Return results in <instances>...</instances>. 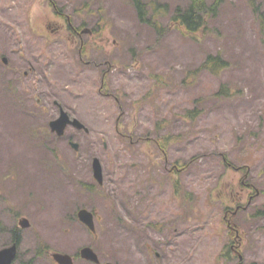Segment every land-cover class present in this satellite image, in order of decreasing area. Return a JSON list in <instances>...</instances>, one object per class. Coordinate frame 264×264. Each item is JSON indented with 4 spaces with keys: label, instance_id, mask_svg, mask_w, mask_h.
Returning a JSON list of instances; mask_svg holds the SVG:
<instances>
[{
    "label": "rangeland",
    "instance_id": "374dc122",
    "mask_svg": "<svg viewBox=\"0 0 264 264\" xmlns=\"http://www.w3.org/2000/svg\"><path fill=\"white\" fill-rule=\"evenodd\" d=\"M189 3L148 0L155 29L131 0H0V59L49 53L55 72L71 76L77 45L51 31L64 15L99 29L89 58L111 62L91 65L73 97L64 93L90 131L58 136L45 120L55 109L21 108L0 61V248L19 229L13 264H57L56 251L97 264L79 255L86 245L102 263L264 264V0H226L192 32L172 18ZM218 52L228 67L199 68ZM103 68L119 102L98 92ZM33 112L43 123L23 118ZM174 164L184 167L176 177ZM83 208L95 230L79 220Z\"/></svg>",
    "mask_w": 264,
    "mask_h": 264
},
{
    "label": "flooded vegetation",
    "instance_id": "af4514ba",
    "mask_svg": "<svg viewBox=\"0 0 264 264\" xmlns=\"http://www.w3.org/2000/svg\"><path fill=\"white\" fill-rule=\"evenodd\" d=\"M64 21L58 22L55 26H50L52 32H65L72 39V43L77 45V51L71 53V57H67V59L73 60L74 69L69 70L68 72H72L71 76L61 73L55 72L56 63L54 60L59 59L55 58L53 54L49 53H41L39 55L29 56L25 52H18L16 57H8L3 55L0 61H3V65L7 66L8 72L12 75L9 83H12V87L10 90L17 91L18 103L21 108L26 109L29 107V104L34 106L32 107H40V109H47L48 107H53L55 109V114L52 116H46L45 120L48 119V124L51 120L57 117L60 113L61 108L67 110L65 105L67 102V97L64 93L68 92L70 98L73 97V92L76 87L82 86V84L87 79L88 70L91 65H94L96 69H100L102 65H111L109 58L100 59V62L92 63L89 58L90 52L88 50L89 46L87 44L88 36H94L99 29H89L87 23L84 21L77 22L73 21L70 16H64ZM88 29L87 31H85ZM68 40L67 38L65 39ZM89 42V41H88ZM100 55V54H98ZM101 55L105 56L104 53ZM3 57H6L5 61ZM93 60V59H92ZM46 61H49L48 67L46 68ZM107 68H112L108 66ZM91 70V69H90ZM103 72L101 75V84L98 86V92L105 95L106 97H113L116 102H119V97L115 94H112L107 90V75L108 72L103 68ZM75 72V73H74ZM85 79V80H84ZM46 86L47 88H44ZM73 87V90L71 89ZM30 108V107H29ZM68 111V110H67ZM69 112V111H68ZM71 118L77 117L73 113H69ZM28 123H38L43 118L39 117L35 114V112L30 115H25L23 117ZM79 118V117H78ZM80 119V118H79ZM83 121V120H82ZM84 122V121H83ZM74 129L72 125L69 126ZM81 130V129H77ZM90 131V130H89ZM89 131H85L86 133ZM155 144L158 145L159 157H162V161H166L168 157V152L163 142H160L158 138L154 139ZM184 167H179V165L174 164L169 169L170 176L176 177V174L183 171ZM174 185L177 184L178 180L173 179ZM239 206V205H238ZM229 210L226 212V216ZM235 213V211L233 212ZM17 215L19 213L16 212ZM19 229L15 230L13 233V239H17L19 237ZM21 237V236H20ZM12 239V242H13ZM14 240V241H15ZM73 256V260L75 261L76 256ZM97 264H103L97 263Z\"/></svg>",
    "mask_w": 264,
    "mask_h": 264
},
{
    "label": "trees",
    "instance_id": "16d2710c",
    "mask_svg": "<svg viewBox=\"0 0 264 264\" xmlns=\"http://www.w3.org/2000/svg\"><path fill=\"white\" fill-rule=\"evenodd\" d=\"M226 0H190L186 6L178 5L172 18L177 20L189 32L203 29L207 26L209 19L214 16ZM137 11L139 20L143 23L151 24L155 29L159 28L157 22L153 21V13L149 11L148 0H131ZM228 67V62L221 53H209L205 61L200 65V69L207 68L213 72H218ZM223 92L228 93V89L222 88ZM20 240L17 238L16 241ZM19 242V241H18Z\"/></svg>",
    "mask_w": 264,
    "mask_h": 264
},
{
    "label": "water",
    "instance_id": "95a60500",
    "mask_svg": "<svg viewBox=\"0 0 264 264\" xmlns=\"http://www.w3.org/2000/svg\"><path fill=\"white\" fill-rule=\"evenodd\" d=\"M4 60L6 61L7 58L4 57ZM69 124H72L73 126L79 129L84 128L86 131L89 130V128L79 118H76V117L71 118L68 112H66L63 109L61 110L60 115L50 122V127L52 131L57 133V135L62 136L65 133L66 127ZM70 144L76 150L79 148L78 142L71 141ZM92 166H93L95 178L99 182H102L103 181V168H102V164H101L99 157L93 158ZM78 216H79V219L83 223H85L89 228H91L92 230H95L94 220H93L94 215L91 211L83 208L78 212ZM20 224L23 227L30 226L29 219L27 217H24L23 219L20 220ZM80 253H81V256L87 260H91L96 263L100 262L98 253L89 245L82 247ZM17 254H18L17 243H14L8 247L1 248L0 249V264H12L13 261L16 259ZM52 257L59 264H73V258L68 253L54 252L52 253ZM104 264H112V263L107 262Z\"/></svg>",
    "mask_w": 264,
    "mask_h": 264
}]
</instances>
